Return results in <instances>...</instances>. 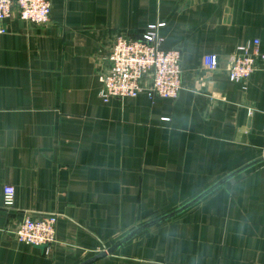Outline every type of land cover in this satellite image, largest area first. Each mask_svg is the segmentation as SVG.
<instances>
[{"label": "crops", "instance_id": "crops-1", "mask_svg": "<svg viewBox=\"0 0 264 264\" xmlns=\"http://www.w3.org/2000/svg\"><path fill=\"white\" fill-rule=\"evenodd\" d=\"M51 1L47 24H0V264H81L264 157V59L247 84L224 68L264 53V0ZM158 24L180 95L104 102L116 37ZM27 214L58 215L50 250L16 239ZM92 264H264V162Z\"/></svg>", "mask_w": 264, "mask_h": 264}, {"label": "built area", "instance_id": "built-area-1", "mask_svg": "<svg viewBox=\"0 0 264 264\" xmlns=\"http://www.w3.org/2000/svg\"><path fill=\"white\" fill-rule=\"evenodd\" d=\"M51 0H0V24L13 16L14 11L25 22L44 25L51 20ZM164 24L150 25L141 36L119 35L108 57L109 67L101 72L100 97L104 102L112 99L135 98L142 93L152 98L176 99L184 88L182 52L179 48L164 49L159 28ZM2 31H5L4 29ZM264 59L260 40L240 46L224 66L231 80L247 84L259 69L257 60ZM221 66L217 54L207 56L203 70L211 73ZM3 204L14 208L15 189L6 186ZM57 214L22 220L14 235L19 242L42 246L50 250L57 242Z\"/></svg>", "mask_w": 264, "mask_h": 264}, {"label": "water", "instance_id": "water-1", "mask_svg": "<svg viewBox=\"0 0 264 264\" xmlns=\"http://www.w3.org/2000/svg\"><path fill=\"white\" fill-rule=\"evenodd\" d=\"M264 162V157L258 158L256 160H253L252 162H249L248 164L242 166L241 168L235 170L234 172L230 173L229 175H227L226 177L222 178L220 181H218L217 183H215L213 186H211L209 189H207L205 192H203L202 194H200L199 196H197L196 198H194L192 201L188 202L187 204H185L184 206L178 208L177 210L166 214L160 218H157L135 230H133L132 232H130L127 236H125L124 238H122L121 240H119L118 242H116L113 246H111L110 248H108L107 250H104L100 253H98L97 255L87 259L85 262L81 263V264H92L96 261H98L99 259L104 258L105 256H107L108 254H111L113 252H115L117 249H119L123 244H125L126 242H128L129 240L133 239L135 236H137L139 233L147 230L148 228H151L157 224H160L162 222H165L183 212H185L186 210L190 209L191 207H193L194 205H196L198 202H200L204 197H206L207 195H209L211 192H213L214 190H216L217 188H219L220 186L224 185L227 181H229L232 178H235L236 176L240 175L241 173L259 165L262 164Z\"/></svg>", "mask_w": 264, "mask_h": 264}]
</instances>
